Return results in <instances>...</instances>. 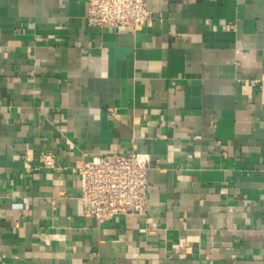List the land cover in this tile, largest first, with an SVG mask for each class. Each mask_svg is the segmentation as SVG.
I'll return each mask as SVG.
<instances>
[{"label": "crops", "instance_id": "0c3cea01", "mask_svg": "<svg viewBox=\"0 0 264 264\" xmlns=\"http://www.w3.org/2000/svg\"><path fill=\"white\" fill-rule=\"evenodd\" d=\"M146 4L0 0V264H264V0ZM130 151L147 209L98 223L75 168Z\"/></svg>", "mask_w": 264, "mask_h": 264}, {"label": "built area", "instance_id": "2783aa9c", "mask_svg": "<svg viewBox=\"0 0 264 264\" xmlns=\"http://www.w3.org/2000/svg\"><path fill=\"white\" fill-rule=\"evenodd\" d=\"M151 20L152 12L146 0H87L85 21L89 26L137 30ZM39 163L42 167L57 168L51 149L39 153ZM150 167L149 155L134 151L113 157L94 156L82 161L75 168L83 181L80 195L82 212L98 223L116 216L145 213Z\"/></svg>", "mask_w": 264, "mask_h": 264}]
</instances>
